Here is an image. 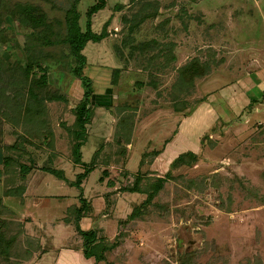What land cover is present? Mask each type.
Instances as JSON below:
<instances>
[{"label": "rangeland", "instance_id": "obj_1", "mask_svg": "<svg viewBox=\"0 0 264 264\" xmlns=\"http://www.w3.org/2000/svg\"><path fill=\"white\" fill-rule=\"evenodd\" d=\"M97 1L80 3L83 27ZM0 2V217L6 236L16 238L0 264H37L54 252L45 255L53 247L51 230L21 218L33 178L44 173L62 181L43 167L62 171L69 186H52L42 212L46 224L56 216L73 222L75 240L61 237L62 245H84L74 221L83 195L71 185L77 176L93 168L83 181L88 199L95 191L107 195L88 215L98 214L97 242L115 246L105 261L89 264H264V0H107L92 24L95 34L106 28L107 37L83 51L95 94L81 164L73 155L75 109L85 91L64 42L66 11L75 0ZM18 5L45 15L55 27L51 44L34 40L32 29L14 20ZM116 5L122 10L113 11ZM195 60L207 71L186 83L181 71ZM180 133L186 148L174 154L195 147L197 160L173 169L152 203L130 219L147 195L127 189L139 176L144 190L166 176L178 157L163 154ZM18 156L32 171L7 176L4 159ZM54 193L69 196L59 202Z\"/></svg>", "mask_w": 264, "mask_h": 264}, {"label": "trees", "instance_id": "obj_2", "mask_svg": "<svg viewBox=\"0 0 264 264\" xmlns=\"http://www.w3.org/2000/svg\"><path fill=\"white\" fill-rule=\"evenodd\" d=\"M82 0H75V3L73 4L72 8L66 11V16L64 20V24L66 26V35L64 42L67 43L71 48V55L73 59L75 60L76 66L72 68V72L74 76L79 79L82 83V86L84 88V98L81 101V103L77 106L75 109V115H76V124L78 127V131L75 134L76 144L73 150V155L75 157V162L77 164H81L82 161V153L81 150L85 146L86 143V125L90 121L91 113H92V97L95 94V91L92 86V80L89 79L84 74V69L87 64V59L83 55V51L85 50L86 46L89 43H100L107 37V30L106 28L103 30L101 34H95L92 30V24H93V16L96 15L101 10L105 9L107 7V0H98L94 5L88 7L86 12V20L84 22L85 26L82 25V13L79 9L80 3ZM2 3L0 2V9ZM122 5H116L113 8V11L119 12L122 10ZM12 17L14 20L18 22V24L23 27V29H32V35L34 40L36 41H42V44L49 43L51 44L52 41H50L55 34V27L48 24L46 21V17L43 13L40 12L38 7H35L33 5H26V6H16L15 10L11 12ZM60 25H62L60 22H57ZM27 69L31 71L34 67L32 65V61L30 60L27 65ZM46 73V70H43ZM207 71V65L199 64L197 60L191 63V65L185 67L181 71L182 78L186 79V83H190V81L193 80L194 77L203 76ZM121 74V70L116 69L113 71V84L117 85L119 77ZM42 82L39 83V85H44L47 80L46 74L42 75L41 77ZM264 97V94H263ZM253 100L252 102H254ZM100 104V103H99ZM108 106L109 104H105ZM14 150H19V148H14ZM162 153V151H154L152 154L156 157L159 156ZM19 157V156H18ZM198 156L196 153L193 152H187L182 155H180L172 164L170 167V170L166 174L164 178L157 179L154 183L149 184L146 188V190L142 189L140 186L141 177L139 176L138 179L135 181L134 185L131 188H128V192L134 194V193H140V194H146L147 200L145 203L140 206L136 207L133 211V213L130 216V219H134L137 216H139L143 209L142 207H146L152 203V200L154 199V196L158 194V192L163 188L164 184L166 183V178L171 177V171L173 169L178 168L179 165L183 163H191L196 161ZM20 157L16 159L12 157H7L4 159V173L9 176L13 175L16 176L19 168V172L22 178L29 175V173L32 171L29 167L22 164L20 161ZM43 172L47 174L54 175L55 177L59 178L62 181H67L65 178V175H63L62 171H58L56 169L52 168H46L43 167L41 169ZM93 168H87L84 174H79L77 176V180L74 183H71L73 187L78 188L80 191H82V184L85 179L89 177V175L93 172ZM19 189L23 192L26 191V188H20ZM152 191L151 193L148 192V190ZM22 192V193H23ZM21 195L18 194V196ZM81 200V207L76 211L77 217L75 219V229L77 233L82 238L84 245H83V254L86 259H94L95 263H99L101 261L106 260V253L109 249L112 248L113 245L107 246L102 245L100 242L97 241V232L95 230L91 231H84L81 228V219L86 216L89 212L92 211L90 203L83 198V195L80 196ZM7 223L6 221L0 217V255L2 257L8 259L11 257V250L13 249L15 245V239L12 237H7L5 230H6ZM32 250V248H31ZM31 250L28 253V255L31 254ZM36 251V250H33Z\"/></svg>", "mask_w": 264, "mask_h": 264}, {"label": "crops", "instance_id": "obj_3", "mask_svg": "<svg viewBox=\"0 0 264 264\" xmlns=\"http://www.w3.org/2000/svg\"><path fill=\"white\" fill-rule=\"evenodd\" d=\"M92 43H89L87 46H90ZM215 121V119H213V122ZM208 123V121H206ZM205 122V123H206ZM206 123V124H207ZM185 125L182 124L181 129L183 130L182 133H185ZM184 128V129H183ZM180 133L178 136H176L175 138V142L173 144H170L167 150L168 155H165L166 152L163 154V158L168 156V160L171 159L172 157H174L175 159L178 157V155L176 156L174 152L176 150H178L179 148H182L184 146H186L185 144V139L186 137L183 136L184 134ZM175 145V148H173V146ZM179 147V148H178ZM173 148V149H172ZM186 148V147H184ZM197 148H193V153L196 152ZM183 149H180L179 151H181ZM174 154V155H172ZM174 159V160H175ZM89 179V177H88ZM88 179L86 181H88ZM102 182H100V186H102L101 184ZM98 185V186H99ZM52 186L56 189V191H64L65 188H68V184L64 181H53L52 179L49 178V176H47L44 173H41L40 175L38 174L35 178H33V180L31 181V187H30V191L27 194V196L25 197V199L23 200L25 202L24 204V209H26L25 212H23L21 214V218L24 220L25 219V215L26 220L31 221V225L33 228L37 229L35 227L38 226L39 228L41 227V229L45 230V229H50L52 232V235H55V237L51 236L53 239V247L51 249H49L46 252V256H48L50 254V252H52L48 257V259L45 260V258H39L38 263L37 264H89L90 260L86 259L84 254H83V248L82 247H75V246H79L78 244H72L70 247L66 246V244L63 246L62 243L60 242V238L61 237H65V238H70L71 236V241H74V233H73V229H69L72 225V221L70 219H67L68 217H63V218H59L58 216H56V218L54 217H50L49 219L52 220V223L50 222L49 224H46L47 222H41L42 218H43V213L46 209H43L44 206L46 204H48L47 202L49 201V197L51 196L49 193V190L52 189ZM87 184L83 183L82 188H83V195L85 196V199L88 200V202L90 203L91 207H93L94 203H100L101 202V198L104 200V202L106 203L105 197H107V195L104 193V191L100 190V191H95L94 195L95 196H90L91 198H89V195L87 194ZM73 188V187H72ZM105 196H103L104 194ZM91 195V193H90ZM69 195H65L62 193H54L52 195V198H56L59 200V202H63L66 201L67 197ZM104 197V198H103ZM35 204H38L39 207H35ZM43 204V206H42ZM49 205V204H48ZM73 207V206H72ZM50 207H48L49 209ZM43 209V210H42ZM42 210V211H41ZM95 211V210H94ZM43 212V213H42ZM68 213V210H67ZM89 214V213H88ZM86 214L85 217H83L81 219V228L84 231H88V230H98L97 227H94L95 225V218H98V214H91L88 215ZM97 215V216H96ZM31 218V219H29ZM48 221V220H47ZM75 221V219H74ZM89 221V222H87ZM86 222L88 223L87 227H86ZM23 223H25L23 221ZM47 226V227H46ZM73 226V225H72ZM32 228V231H33ZM85 228V229H84ZM51 239V240H52ZM45 239H42V242H44ZM55 241V242H54ZM36 242H40L37 241ZM58 242V245H62L56 247V243ZM81 242V241H80ZM55 243V246H54ZM41 244V242H40ZM45 250V247L43 248ZM49 252V254H48ZM37 256V253H35ZM35 258H33L32 260H34ZM38 259V258H37Z\"/></svg>", "mask_w": 264, "mask_h": 264}]
</instances>
